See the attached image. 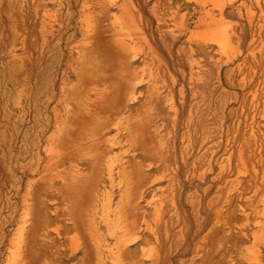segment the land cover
<instances>
[{"label":"rangeland","instance_id":"obj_1","mask_svg":"<svg viewBox=\"0 0 264 264\" xmlns=\"http://www.w3.org/2000/svg\"><path fill=\"white\" fill-rule=\"evenodd\" d=\"M256 263L264 0H0V264Z\"/></svg>","mask_w":264,"mask_h":264},{"label":"bare ground","instance_id":"obj_2","mask_svg":"<svg viewBox=\"0 0 264 264\" xmlns=\"http://www.w3.org/2000/svg\"><path fill=\"white\" fill-rule=\"evenodd\" d=\"M88 41V40H87ZM85 44V43H84ZM88 45V44H87ZM87 91H88V94L86 95L87 96V98H88V101H90V103H92L91 105H93L94 107H96V105H97V102L98 101H100L101 99H103L104 98V93H103V90H100L94 83H92L91 82V80L89 81V89H87ZM92 95H95V97H92ZM87 102V101H86ZM67 108H69V107H67ZM89 109H93V108H89ZM88 109V110H89ZM89 111H91V110H89ZM93 111V110H92ZM87 114H88V111H87ZM86 115V114H85ZM66 121H67V123H65V124H68L69 123V118H70V116L68 117L67 115H66ZM71 120H73V122H75V118H71ZM80 120V122L78 123V126L80 127V129H83L84 127H81L82 125H83V123L85 124V118L83 119L82 117H81V119H79ZM139 120H141V119H139ZM116 126H117V128H119V129H121V128H124V129H128L129 128V124L128 125H126V126H123V123L121 122V121H118L116 124H115ZM77 126V127H78ZM76 129H78V128H76V127H73V126H69L68 128H67V126H65L64 124L62 125V124H60V123H58L57 125H56V132H63L64 133V131L66 132V137H65V139L62 141V139L61 140H58V142H59V144L61 145V146H65L66 148L65 149H67V152H68V150L69 149H71L72 147H74V145H76V144H79L80 142H81V140H79V137H77L76 139L74 138V139H71V137L74 135V134H77V130ZM107 131V130H106ZM104 133V132H103ZM54 134V133H53ZM65 136V135H64ZM99 138H101V137H99ZM50 142V141H49ZM120 142V141H119ZM83 144L84 145H88L87 147H93V145H95V144H101V142L100 141H98V142H91V141H89V140H85V141H83ZM55 148V147H54ZM65 151V150H64ZM56 152V151H55ZM61 152V151H60ZM51 160L52 161H54V163L56 162L57 164H58V162H61V161H64V160H68V159H72V153H65L64 155H62V156H55V155H52V153H51ZM75 158V157H74ZM99 158H101V157H99ZM111 159V158H110ZM100 160V159H99ZM50 161V160H49ZM48 161V162H49ZM108 162V161H107ZM109 167V166H108ZM111 168V167H110ZM109 168V169H110ZM107 169V168H106ZM112 177V176H111ZM113 182V181H112ZM69 186H71V185H68V188H69ZM75 187V186H74ZM70 188H72V187H70ZM69 188V189H70ZM96 209V208H95ZM91 223V222H90ZM93 224V223H92ZM115 232V231H114ZM21 240L18 238L17 239V241L16 242H20ZM21 243H22V241H21ZM19 248V247H18ZM255 263V262H254ZM257 264V263H256Z\"/></svg>","mask_w":264,"mask_h":264}]
</instances>
